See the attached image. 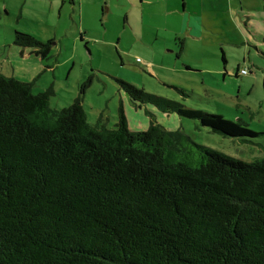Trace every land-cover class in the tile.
Returning a JSON list of instances; mask_svg holds the SVG:
<instances>
[{
  "label": "trees",
  "instance_id": "trees-1",
  "mask_svg": "<svg viewBox=\"0 0 264 264\" xmlns=\"http://www.w3.org/2000/svg\"><path fill=\"white\" fill-rule=\"evenodd\" d=\"M15 42L52 53L29 34ZM93 80L57 111L51 92L0 73V264H264V158L246 162L153 122L133 132L124 104L114 129L92 126L83 103ZM118 82L137 108L261 136Z\"/></svg>",
  "mask_w": 264,
  "mask_h": 264
},
{
  "label": "rangeland",
  "instance_id": "rangeland-1",
  "mask_svg": "<svg viewBox=\"0 0 264 264\" xmlns=\"http://www.w3.org/2000/svg\"><path fill=\"white\" fill-rule=\"evenodd\" d=\"M7 3L11 12L6 9ZM130 4V0H75V3L73 0H0V73L32 84L35 94L51 92V107L57 111L74 104L80 96L82 84L93 77L83 103L92 126L102 119L109 129H114L119 108L124 104L133 132L146 131L153 122L167 131H180L197 144L246 162L264 158V87L253 88L254 94L249 97L253 81L248 80L251 75L242 76L237 81L244 84L240 101L245 104L236 107L233 102L239 104V100L211 98L200 74L177 73L170 80L163 78L169 77L165 72L158 79L147 71L139 72L142 67L138 58L145 61L150 57L139 40L143 29L148 35L157 27L174 31L182 26L183 18L180 22L173 14H150L145 20L152 26L148 29L143 27L140 13L127 10ZM17 33L32 35L43 43L52 42L49 59L34 54L31 48L18 45L15 42ZM212 34L208 33L213 40L224 37L222 32ZM190 44L193 46L188 48L185 58L189 57L196 67L204 69L199 58L208 59L211 51L206 52L197 43ZM258 44L264 50V44ZM248 49L251 48L240 47V54L248 53ZM254 52L257 53L255 49ZM245 67L264 78V71L252 63L248 62ZM140 75L145 79L142 80ZM118 80L191 109L221 115L234 122L242 120L261 136L230 138L177 113L164 114L152 105L137 108ZM172 81L188 90L191 96H182L170 85ZM258 100L261 102L256 105Z\"/></svg>",
  "mask_w": 264,
  "mask_h": 264
},
{
  "label": "crops",
  "instance_id": "crops-1",
  "mask_svg": "<svg viewBox=\"0 0 264 264\" xmlns=\"http://www.w3.org/2000/svg\"><path fill=\"white\" fill-rule=\"evenodd\" d=\"M130 1L127 10L132 9L140 13L142 25L148 29H152V26L146 24L145 20L150 14L160 16L173 14L180 22L183 18L182 26L174 31L167 27H157L154 33L150 32L148 35L143 29V34L147 37L142 34L139 40L150 57L145 61H140L141 58H138L137 62L142 67L139 72L147 71L157 79L161 78L162 72H165L169 77L163 78L170 80L171 76L177 73L200 74L205 90L211 98L239 100V104L233 102V106L236 107L245 104L240 101L244 84L237 81L242 76L251 75L248 80L253 81V84L248 91L251 93L249 97L254 94L253 88L264 87V78L260 74L253 73L252 69L248 71V75L242 74L243 70H247L245 64L248 62L258 70L264 71V50L262 45L258 44L259 42L264 44V0ZM73 2L75 3V0ZM6 9L11 12L8 3ZM211 32H213L212 36L222 32L224 37L213 40L208 35ZM191 42L197 43L199 48H203L206 52L211 51L208 59L204 56L199 58V61H203L204 69L196 67L197 65H194L189 57L185 58L188 48L193 46ZM246 46L251 49H248V53L245 51L244 54H240V47L246 48ZM140 78L145 79L143 75H140ZM170 85L189 92L176 85L174 81ZM260 102L261 100L255 101L256 105Z\"/></svg>",
  "mask_w": 264,
  "mask_h": 264
},
{
  "label": "built area",
  "instance_id": "built-area-1",
  "mask_svg": "<svg viewBox=\"0 0 264 264\" xmlns=\"http://www.w3.org/2000/svg\"><path fill=\"white\" fill-rule=\"evenodd\" d=\"M242 74H243V75H248L249 72H248V70H243V71H242Z\"/></svg>",
  "mask_w": 264,
  "mask_h": 264
}]
</instances>
